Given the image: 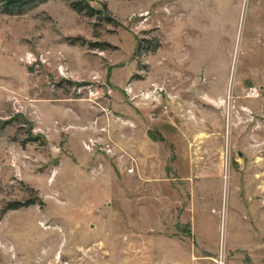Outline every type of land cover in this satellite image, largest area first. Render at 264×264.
Returning a JSON list of instances; mask_svg holds the SVG:
<instances>
[{
	"label": "rangeland",
	"instance_id": "1",
	"mask_svg": "<svg viewBox=\"0 0 264 264\" xmlns=\"http://www.w3.org/2000/svg\"><path fill=\"white\" fill-rule=\"evenodd\" d=\"M70 1L0 0V264H264V0Z\"/></svg>",
	"mask_w": 264,
	"mask_h": 264
},
{
	"label": "trees",
	"instance_id": "2",
	"mask_svg": "<svg viewBox=\"0 0 264 264\" xmlns=\"http://www.w3.org/2000/svg\"><path fill=\"white\" fill-rule=\"evenodd\" d=\"M36 1L37 0H1V9L5 12L13 13L15 11L23 10L26 6ZM70 6L79 12H85L87 15H94L95 12L101 10L99 7H94L93 5H91L88 0H71ZM143 40L147 39L145 37H141L138 39L136 51L142 47ZM33 202V199H26L23 201L11 200L5 204V208H17L20 206L31 204Z\"/></svg>",
	"mask_w": 264,
	"mask_h": 264
}]
</instances>
